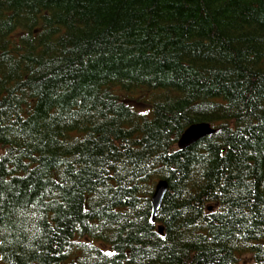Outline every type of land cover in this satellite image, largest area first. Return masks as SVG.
Returning a JSON list of instances; mask_svg holds the SVG:
<instances>
[{
  "label": "trees",
  "instance_id": "1",
  "mask_svg": "<svg viewBox=\"0 0 264 264\" xmlns=\"http://www.w3.org/2000/svg\"><path fill=\"white\" fill-rule=\"evenodd\" d=\"M0 150V264H264V0H0Z\"/></svg>",
  "mask_w": 264,
  "mask_h": 264
},
{
  "label": "water",
  "instance_id": "2",
  "mask_svg": "<svg viewBox=\"0 0 264 264\" xmlns=\"http://www.w3.org/2000/svg\"><path fill=\"white\" fill-rule=\"evenodd\" d=\"M216 133V129H214L209 123L201 122L195 123L189 126L178 141V147L180 150L187 149L191 145L195 144L199 140L213 135ZM169 188V184L167 180H160L155 188V192L152 197V218L151 221L153 223L156 222L158 211L162 205V202L167 194ZM159 232L163 234L164 228L163 226H159Z\"/></svg>",
  "mask_w": 264,
  "mask_h": 264
},
{
  "label": "rangeland",
  "instance_id": "3",
  "mask_svg": "<svg viewBox=\"0 0 264 264\" xmlns=\"http://www.w3.org/2000/svg\"><path fill=\"white\" fill-rule=\"evenodd\" d=\"M123 92V91H122ZM124 96L131 99V103L140 111L149 109L148 101L152 98L153 93L149 90L138 89L132 92H123ZM2 151L0 150V154ZM240 264H252L251 256L245 255L241 258Z\"/></svg>",
  "mask_w": 264,
  "mask_h": 264
}]
</instances>
